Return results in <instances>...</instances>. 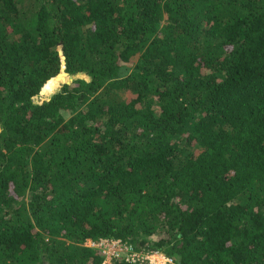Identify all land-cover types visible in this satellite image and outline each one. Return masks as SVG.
Segmentation results:
<instances>
[{
	"label": "trees",
	"instance_id": "trees-1",
	"mask_svg": "<svg viewBox=\"0 0 264 264\" xmlns=\"http://www.w3.org/2000/svg\"><path fill=\"white\" fill-rule=\"evenodd\" d=\"M88 237L264 264V0H0V264Z\"/></svg>",
	"mask_w": 264,
	"mask_h": 264
},
{
	"label": "built area",
	"instance_id": "built-area-1",
	"mask_svg": "<svg viewBox=\"0 0 264 264\" xmlns=\"http://www.w3.org/2000/svg\"><path fill=\"white\" fill-rule=\"evenodd\" d=\"M84 244L100 249L104 254V262H110L114 258L124 257L129 261L148 262L152 264H173L174 258L159 250L137 251L131 245L119 238L99 237L98 239L86 238Z\"/></svg>",
	"mask_w": 264,
	"mask_h": 264
},
{
	"label": "rangeland",
	"instance_id": "rangeland-1",
	"mask_svg": "<svg viewBox=\"0 0 264 264\" xmlns=\"http://www.w3.org/2000/svg\"><path fill=\"white\" fill-rule=\"evenodd\" d=\"M79 76H85V75H84V74H80ZM67 79H69V75L66 74V78L64 79V81L67 80ZM34 98L36 99L37 96H34ZM37 99H38V98H37Z\"/></svg>",
	"mask_w": 264,
	"mask_h": 264
},
{
	"label": "water",
	"instance_id": "water-1",
	"mask_svg": "<svg viewBox=\"0 0 264 264\" xmlns=\"http://www.w3.org/2000/svg\"><path fill=\"white\" fill-rule=\"evenodd\" d=\"M58 74L62 75V74H65V72H59Z\"/></svg>",
	"mask_w": 264,
	"mask_h": 264
}]
</instances>
